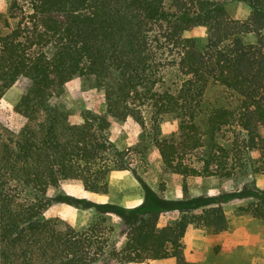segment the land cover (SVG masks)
Segmentation results:
<instances>
[{"label":"trees","instance_id":"1","mask_svg":"<svg viewBox=\"0 0 264 264\" xmlns=\"http://www.w3.org/2000/svg\"><path fill=\"white\" fill-rule=\"evenodd\" d=\"M229 2L248 13L232 19ZM197 28L204 39L185 37ZM74 78L103 92L105 115L86 111L71 124L50 103ZM21 79L27 86L14 112L27 123L0 140V264H183L188 227L225 232L213 199L166 201L143 183L151 147L183 179L240 183L264 174V0H9L0 13V99ZM128 118L141 141L119 150L109 120ZM166 120L175 125L168 138ZM117 172L137 178L140 206L92 204L98 215L82 231L46 217L51 189L75 182L106 195ZM247 195L254 200L238 212L264 220V191ZM166 211L178 216L159 229ZM107 213L128 227L121 249L111 244Z\"/></svg>","mask_w":264,"mask_h":264},{"label":"rangeland","instance_id":"2","mask_svg":"<svg viewBox=\"0 0 264 264\" xmlns=\"http://www.w3.org/2000/svg\"><path fill=\"white\" fill-rule=\"evenodd\" d=\"M8 1L0 0V13L6 12ZM226 9L232 19H241L248 13L247 7L234 2L227 3ZM16 24V20L10 21L11 28ZM205 35L203 28H197L186 33L185 37L202 40ZM26 86L27 81L21 79L0 99V140L18 135L27 123L14 112V107L25 92ZM103 96V92L94 88L91 83L74 78L64 85L59 94L51 97L50 103L63 106L71 124H81L82 115L86 111L105 115ZM109 123L107 136L119 150L133 147L141 141L142 130L131 118L121 123L110 119ZM162 126L163 137L166 138L175 130L171 120H166ZM261 134L264 136V129ZM178 136L177 133L174 138ZM187 158H190V153ZM146 161L139 177L158 197L171 202H180L184 198L213 199L214 206H220L226 216L228 226L222 233L215 234L202 227L187 228L182 239L183 264H264V220L238 212L239 207H244L254 200L253 196L247 193L264 191V174L240 183L217 177L183 179L164 168L155 147L148 150ZM49 195L52 203L46 217L57 218L63 225L75 231L85 230L98 215L92 204H109L130 210L144 201V189L130 172L113 173L109 179V193L106 195H91L75 182H64L57 189H51ZM177 216V211L162 212L158 228L170 224ZM103 217L111 230V244L117 249L123 248L128 231L126 223L113 213H107ZM127 264L177 263L174 259H169Z\"/></svg>","mask_w":264,"mask_h":264},{"label":"crops","instance_id":"3","mask_svg":"<svg viewBox=\"0 0 264 264\" xmlns=\"http://www.w3.org/2000/svg\"><path fill=\"white\" fill-rule=\"evenodd\" d=\"M171 259V258H170ZM165 260H169V259H165ZM155 261V260H154ZM157 261H161V260H157ZM163 261V260H162Z\"/></svg>","mask_w":264,"mask_h":264}]
</instances>
